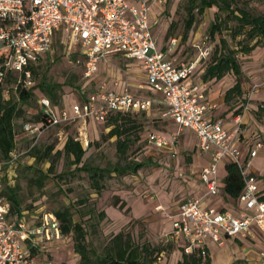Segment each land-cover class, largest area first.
<instances>
[{
  "label": "built area",
  "instance_id": "obj_1",
  "mask_svg": "<svg viewBox=\"0 0 264 264\" xmlns=\"http://www.w3.org/2000/svg\"><path fill=\"white\" fill-rule=\"evenodd\" d=\"M166 0H0V83L8 71L23 73L17 82L24 86L33 83L28 65L39 55L52 50L56 36L71 50L78 45L83 59L81 77L90 79L101 61L112 53L135 58L144 70L147 88L157 95L140 96L126 86L122 93L106 89L104 84L85 95V99L71 103L67 108L55 110L51 101L42 97L38 101L45 114V125L24 122L23 129L35 142L46 129L73 123L75 139L83 145L89 143V120L103 121L110 111L132 109L149 113L154 104L162 106L161 115L174 118L178 126L170 134L154 130L147 132L145 144L165 153L170 160L178 155V144L185 129L194 132L200 152L209 154L210 161L199 171L205 185V195L215 196L220 190L217 166L227 159L236 164L243 179V189L238 197L241 208L230 210L214 206L204 207L202 196H186L171 219V228L164 233L166 242L179 243L185 252L200 247L204 253L209 241L223 243L222 235L245 237L252 226L264 233V190L258 178L247 171L261 141L252 143L246 157L240 145L242 110L233 115L234 127L228 130L222 119L207 113L217 107V102L206 92V83H196L193 73L201 57L207 56L210 44L193 43L198 55L191 60L169 57L178 41L168 40L165 48L158 47L151 31L152 5H163ZM264 77V76H262ZM8 87L4 88L6 93ZM264 90V78L251 85L248 100ZM264 107V103H261ZM264 120V115H262ZM18 153L12 152L11 166ZM264 179V172H262ZM9 202L0 197V264H52L48 259L40 262L36 255L44 244L63 236L60 222L51 211L19 218L8 217ZM29 219L31 221H29ZM264 264V250L259 251Z\"/></svg>",
  "mask_w": 264,
  "mask_h": 264
},
{
  "label": "rangeland",
  "instance_id": "obj_2",
  "mask_svg": "<svg viewBox=\"0 0 264 264\" xmlns=\"http://www.w3.org/2000/svg\"><path fill=\"white\" fill-rule=\"evenodd\" d=\"M242 1L244 0H236L239 5L243 3ZM245 2H247V7L253 11H264V3L261 0H245ZM155 5L157 4L152 5L154 18L151 19L150 24L156 41L159 36L157 46L160 48L163 43L167 45L169 37H176L179 41L175 53L169 52V57H176L177 60H191L197 52V49L192 46L193 43H209L210 50H212L222 35L230 43H233L226 34V28L233 24L232 21L223 24L226 28L222 30L221 34L211 37L208 33V26L214 18L216 10L214 6L205 8L201 14L195 12L196 21L184 39L187 0H166L159 9L155 8ZM169 25L172 30L168 35L166 31ZM239 38L240 36L236 39ZM56 40L52 50L45 53L43 59L37 64L34 82H38L42 74L45 73L46 83L53 84L55 93L56 101L52 105L55 110H59L63 106L68 107L71 103L81 101L82 97L91 93L93 85L89 83L88 79L81 77L83 59L78 45H73L71 50H68L60 43V35L56 37ZM237 57L242 69L238 78L232 73H227L220 79H210L205 83L211 95L218 100L217 112L221 114L225 127L229 123L231 126L232 121H229V118L232 112L248 103V108L244 111L245 119H248L245 120V125L250 138H252L255 135L258 136L256 134L258 131L264 132V123H261L257 116V104L260 100H264V90L255 93L249 100L247 98L251 85L264 78L262 77L264 76V45H257L248 54L238 53ZM129 61L137 60L130 58ZM118 66L121 68L122 78L126 80L125 72L128 66L122 62H118ZM202 69L203 67L199 66L194 71L197 77L202 75ZM136 72H138V76L135 80L138 81L141 72L137 69ZM236 80L241 83L242 93L233 92L230 98L225 100L226 90ZM69 81L72 84H67ZM11 95L16 96L13 89L8 88L4 97L7 98ZM41 96L46 95L37 89L30 101L20 104L21 114L15 120L17 135L15 151H13L18 155L14 163L6 168L3 167L2 159H0V193L6 185L15 186L20 205L24 209L23 213L28 216L38 215L43 211H53L62 205L69 206L73 213V219L80 220L87 229L88 247L93 248L94 252L99 255L104 253L111 238L120 231L128 233L134 242L142 243L148 239L147 235H150L151 244H161L162 236L160 235L168 223L170 214L168 211L184 193L182 177L184 174L192 176L191 170L197 169L196 164H192L196 155L195 151L190 148L191 143L181 146L180 155L184 165V169H182L185 172L180 170V166L174 168L167 158L155 161L148 157L149 147L144 145L141 139L134 142L127 157L120 159L116 153L115 136L107 135L109 127L103 121L89 120L88 131H90L89 141L91 142L83 156L88 164L108 168L125 165L128 161L143 164L135 172H112L104 179L103 190L97 194L90 187L88 175L83 171L73 170L75 165L70 162L68 157L61 155L55 163L54 172L45 179L44 186L38 187L32 179L40 174V169L46 171L49 162L35 161L28 152L30 147L32 145L39 147L51 145L53 151L61 149L66 137L74 135L76 127L75 125L50 127L43 131L35 142H33L31 134L22 133L23 122L33 118L37 113L38 100ZM137 118L144 123L140 132L142 137L150 129L175 128L171 122L159 118L155 111L145 114L143 117L138 115ZM261 140L264 142V137ZM188 157L192 163H188ZM262 162H264V146L257 149V155L252 159L251 165L257 169V172L261 171L257 177L260 182L264 181L262 179V172H264ZM183 165L181 164V166ZM59 174L60 176H58ZM223 174L224 170L222 169L221 175ZM102 211L104 214L100 216ZM29 221L31 220L29 219ZM165 255L166 253L163 254V256ZM36 258L38 260L48 259L52 264L80 263V256L74 250L72 234H63L60 239L46 242L37 253Z\"/></svg>",
  "mask_w": 264,
  "mask_h": 264
},
{
  "label": "trees",
  "instance_id": "obj_3",
  "mask_svg": "<svg viewBox=\"0 0 264 264\" xmlns=\"http://www.w3.org/2000/svg\"><path fill=\"white\" fill-rule=\"evenodd\" d=\"M242 2L243 3L239 5L236 0H187L183 33L184 39L196 21L195 14L203 13L205 8L213 6L216 8L214 18L208 26V33L211 37H215L216 34H221L222 30L226 28L223 24L230 21L233 22L232 25L226 28V34L233 43H230L227 38L222 35L207 56L199 59L197 63L198 66H196L197 68L195 70L201 66L203 67V73L200 77H196L203 82L210 79H220L227 73H232L238 78L242 69L237 54H248L257 45H264V11H253L247 7V2H245V0ZM261 2L264 3V0H261ZM171 30V25H169L166 34L169 35ZM238 36H240V38L236 39ZM170 38L171 37H169V39ZM54 42H57L56 38ZM192 46L197 49L194 45ZM163 48H165V46ZM44 55L45 54L39 55L36 62L28 65L33 80V83L28 87L24 86L22 81L17 82L19 77H23V73L17 74L11 71L6 73L4 83H0V159H2L4 168L8 166L10 154L15 151V137L17 135L15 120L21 114L20 104L30 101L34 97L37 89L44 92L46 95L40 98L46 97L52 104H55L56 99L55 93L53 92V84L46 83L45 73L42 74L38 82H34V76L37 74V64L43 59ZM197 55L198 49L195 57ZM193 76H195V73H193ZM67 84L72 83L69 81ZM6 86L12 88L16 96L11 95L5 98L4 88ZM233 92L237 94L242 93L239 80H236L235 83L226 90L225 100H228ZM84 99L85 97H82L81 100ZM38 106L39 109L34 117L24 122H33L42 127L46 124V117L40 103H38ZM242 107L235 109L232 114L234 115L240 112ZM63 108H67V106H63ZM258 110L259 113H261L260 109H257V111ZM145 114L144 111L136 109L125 112L117 110L110 111L103 120L106 126L109 127L107 135L115 136V147L118 158L127 157L132 145L138 139H141L145 145V136L148 131L142 137L140 132L142 131L144 123L141 119L139 120L137 118L138 115L143 117ZM60 125L73 126L74 124H58L52 127ZM22 133H27L23 129V124ZM75 135L76 129L74 135H68L62 148L56 151H53L51 145L44 147L32 145L30 147L28 152L34 157L35 161L49 162L46 171L40 169V174L32 179L38 187L44 186L45 179L54 172L55 163L61 155L68 157L70 162L75 165L73 170L83 171L88 175L90 187L97 194L103 190L105 187L103 181L112 172H135L137 168L143 164L141 162L128 161L125 165H115L111 168L90 165L83 159V156L91 141H89L87 145H83L80 141L75 139ZM58 176H60V174ZM262 185H264V181H262ZM220 188L227 197L234 200L238 199L243 189V179L234 162L226 161ZM0 194H2L0 196L6 198L9 202L8 217L11 219L19 218L23 214L24 209L20 205L21 202L16 187L6 185L5 189L2 190ZM262 198H264V196H262ZM51 212L58 218L62 233L72 234L74 250L80 256L79 264H154L163 251H169L172 247V242L166 241L157 245H153L147 241H143L142 243L134 242L128 233L120 231L111 238L110 244L105 248L104 253L99 255L94 252L93 248L88 247L86 240L87 229L80 220L76 221L73 219V213L69 206L62 205L61 207L53 209ZM103 214L104 212L102 211L100 216H103ZM179 248L181 257L176 264H210L208 249L203 253L200 247L194 248L191 252H185L181 245Z\"/></svg>",
  "mask_w": 264,
  "mask_h": 264
},
{
  "label": "crops",
  "instance_id": "obj_4",
  "mask_svg": "<svg viewBox=\"0 0 264 264\" xmlns=\"http://www.w3.org/2000/svg\"><path fill=\"white\" fill-rule=\"evenodd\" d=\"M155 8H160L161 5H155ZM153 8V6H152ZM154 18V11L152 10V17L151 19ZM154 36V35H153ZM156 38V36H154ZM172 38V37H171ZM159 40V36H157V42ZM160 42V41H159ZM179 42V41H178ZM178 45V44H177ZM164 43L161 44L160 47H164ZM177 47V46H176ZM176 48L174 49V53H175ZM172 59H176V57H171ZM130 58L125 57L124 55H122L121 53H112L111 55L108 56V59L106 61H101L98 64V69L97 71L94 73V75L89 79V83H91L93 85V90H96L97 88H99V86L101 84H104L106 89L109 90H113L116 93H122L125 89V87H128V90L136 95H140V96H152V95H157V93L147 89V88H141L139 86H143L145 84L146 81V77H145V73L144 70L141 68L139 61H129ZM132 59V58H131ZM118 62H122L124 65L128 66L127 71L125 72L127 74V79L124 80V78H122L121 76V68L118 66ZM133 66V67H131ZM137 70H140L141 74H139V80L136 81L135 78L136 76H138V72H136ZM194 81L196 83H203V81L201 79H198L195 76H193ZM206 87V92L209 95V97L213 100H215L216 102L218 100H216V98L211 95L210 90L208 89L207 86ZM92 90V91H93ZM261 103H264V100H260L259 103L257 104V109H260L261 113H259L258 110V120L261 123H264V120H262V115H264V107H261ZM63 108V107H62ZM61 108V109H62ZM218 102H217V107L214 110H211L207 113V115L214 117V118H220L222 119V116L220 113H218ZM162 106L159 104H154L153 107L150 109L149 113L152 111L156 112V115L159 118H162L166 121L171 122V124L173 125V127H175L174 129H167V130H158V129H150V130H154L163 134H170L172 131H174L177 126L178 123L177 121L169 116H162L161 115V111H162ZM146 113V114H149ZM235 115V114H234ZM233 114L230 116V120L233 122ZM248 120L247 118L245 119V113H243V121L241 124V131L242 133L240 134V145H241V151L244 157H246V155L248 154L249 149L252 146V143H254L255 141H261L262 146H264V142H262V137H264V132H259L256 133L258 134V136H253L252 138H250V135L248 133V129L246 128V121ZM231 122V126H229V124L225 127L228 130L232 127ZM149 130V131H150ZM260 135H262L260 137ZM89 137H90V131H89ZM260 137V138H259ZM187 143H191V150L195 151V155L196 157L193 159V163L190 162V158L188 157V163H192V164H196L195 166H197V169L195 170H191V175L188 174H184L183 175V184L182 187L184 189V193L182 195V197H180L175 204L172 206V209L168 211L169 214V220L167 225L164 227L163 231L161 232V239L160 242L164 243L165 242V238H164V233L167 232L170 228H171V219L172 216L175 214L179 203L186 197L189 195H195V196H202V205L204 207H209V206H214L217 208H227L230 210H238L239 208H241V201L239 199L234 200L231 199L229 197H227L226 195H224L222 189L220 188L219 193L215 196H209V195H205V185L203 184L202 180L199 177V171L203 166H207L209 164L210 161V157L209 154H204L202 152L199 151L198 147H197V139L196 136L194 134V132L190 129H185L179 138V144H178V155L177 158L175 160H170L167 155L165 153H162L159 150L153 149L149 147V151H148V157H150L151 159L155 160V161H161L162 158H167L171 161V164L174 168H178V166H180V170H182V172H185L184 169V165H183V161L181 160V155H180V151H181V146ZM261 146V147H262ZM257 155V153H256ZM255 155V156H256ZM254 156V157H255ZM253 157V158H254ZM252 158V159H253ZM252 159L250 162V165L247 167V171L250 174L255 175L256 177L259 176L260 172H257L255 167H251L252 165ZM227 159H223L222 161H220L218 163L217 166V176L220 179L219 185H221V179L223 177V175H221V170H224V166L226 163ZM173 162V163H172ZM181 164L183 166H181ZM183 168V169H182ZM262 170H264V162H262ZM179 174H181L179 172ZM258 184L260 187H262V189H264V185H262V182L259 181L258 179ZM165 207V206H164ZM147 218V217H146ZM145 218V220H146ZM148 239H146L147 242L150 243V235H147ZM223 238V243L222 244H218L216 242L213 241H209L207 243V249L209 251V256H210V264H261L260 259H259V251L260 250H264V233H262L261 231H259L256 227L252 226L250 229V233L245 236V237H231V236H226V235H222ZM181 242L179 243H172V247L171 250L169 251H163L159 256H158V260H156L154 262V264H176L178 262V260L181 257V252H180V246ZM176 247V249H175ZM166 253L165 256H163V254ZM45 260V259H44ZM44 260H39L40 262L44 261Z\"/></svg>",
  "mask_w": 264,
  "mask_h": 264
}]
</instances>
